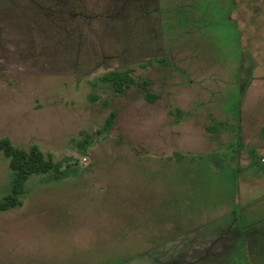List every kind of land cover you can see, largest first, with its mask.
<instances>
[{"label": "rangeland", "instance_id": "1", "mask_svg": "<svg viewBox=\"0 0 264 264\" xmlns=\"http://www.w3.org/2000/svg\"><path fill=\"white\" fill-rule=\"evenodd\" d=\"M4 137L77 174L0 211V264L193 261L264 216V1L0 0Z\"/></svg>", "mask_w": 264, "mask_h": 264}, {"label": "trees", "instance_id": "2", "mask_svg": "<svg viewBox=\"0 0 264 264\" xmlns=\"http://www.w3.org/2000/svg\"><path fill=\"white\" fill-rule=\"evenodd\" d=\"M98 81L109 84L118 93L134 84L128 71H111ZM144 84L145 82H141L140 86ZM146 98L152 101L156 96L148 94ZM114 118L115 112L112 111L104 126L106 130L113 126ZM0 154L8 160L13 175L10 193L0 198V211L21 205L25 184L32 176L52 175V180L62 181L77 174L70 163L65 165L55 162L51 155L46 156L36 145L28 150L15 147L8 137L0 140ZM232 215L230 229L223 230L218 241H212L207 251L200 252L191 262L177 260L174 264H264V216L247 222L239 216L238 211H234Z\"/></svg>", "mask_w": 264, "mask_h": 264}, {"label": "built area", "instance_id": "3", "mask_svg": "<svg viewBox=\"0 0 264 264\" xmlns=\"http://www.w3.org/2000/svg\"><path fill=\"white\" fill-rule=\"evenodd\" d=\"M262 162H264V159H262Z\"/></svg>", "mask_w": 264, "mask_h": 264}]
</instances>
